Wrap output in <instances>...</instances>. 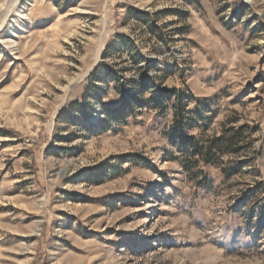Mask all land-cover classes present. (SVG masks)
<instances>
[{
  "label": "rangeland",
  "instance_id": "obj_1",
  "mask_svg": "<svg viewBox=\"0 0 264 264\" xmlns=\"http://www.w3.org/2000/svg\"><path fill=\"white\" fill-rule=\"evenodd\" d=\"M0 264H264V0H0Z\"/></svg>",
  "mask_w": 264,
  "mask_h": 264
},
{
  "label": "trees",
  "instance_id": "obj_2",
  "mask_svg": "<svg viewBox=\"0 0 264 264\" xmlns=\"http://www.w3.org/2000/svg\"><path fill=\"white\" fill-rule=\"evenodd\" d=\"M214 147L218 151H228V150H230L233 147V143L230 140H225V141H221V142L216 141L214 143ZM194 152L196 154L201 155V157L205 161H207V159L212 156V152H210V151H204L202 149H199L198 150V148L196 146H194Z\"/></svg>",
  "mask_w": 264,
  "mask_h": 264
}]
</instances>
